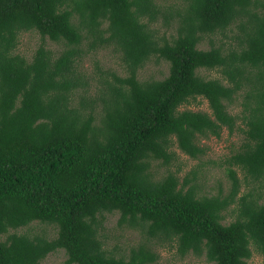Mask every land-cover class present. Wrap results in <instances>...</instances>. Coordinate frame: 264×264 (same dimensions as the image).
<instances>
[{
  "label": "trees",
  "instance_id": "trees-1",
  "mask_svg": "<svg viewBox=\"0 0 264 264\" xmlns=\"http://www.w3.org/2000/svg\"><path fill=\"white\" fill-rule=\"evenodd\" d=\"M161 17L176 22L170 38L152 26ZM235 28L234 45L214 43ZM30 30L59 50L15 52ZM204 37L208 49L198 48ZM105 48L123 75L84 70V57ZM152 56L168 62L167 75L138 79ZM198 97L209 111L180 108ZM223 128L243 134L226 162L264 191V0H0V264H39L57 249L62 264H153V240L211 264H246L253 247L264 264L263 191L236 198L230 166L223 196L199 194L195 169L182 180L152 172L153 160L174 159L172 146L198 158L199 140ZM234 202L236 218L225 224ZM115 211L119 225L146 236L127 254L103 239L101 216ZM33 221L56 235L16 231Z\"/></svg>",
  "mask_w": 264,
  "mask_h": 264
},
{
  "label": "rangeland",
  "instance_id": "rangeland-1",
  "mask_svg": "<svg viewBox=\"0 0 264 264\" xmlns=\"http://www.w3.org/2000/svg\"><path fill=\"white\" fill-rule=\"evenodd\" d=\"M175 0H158L160 4L168 5L173 3ZM152 26L158 30L160 36L170 38L175 35L176 22L172 20L168 26L165 25L163 18L161 17ZM236 31L226 30L227 37L221 35H215L214 43L218 44L224 42L226 45H234V41L230 38L231 34ZM44 44L46 47L57 52L60 48V44L53 42L48 37H42L38 31L30 30L21 32L19 36V42L15 48V52H18L28 59L32 56L36 48ZM198 48L208 49L209 42L208 38L204 37L199 43ZM98 65L104 69L114 70L119 74H124V68L119 60L118 54L113 52L111 49H100L95 54L90 53L84 57L82 66L85 71L96 75V66ZM169 64L162 58H156L152 56L142 68L137 72V77L140 80L146 79H162L168 73ZM204 77H218L216 71H209L199 69L198 71ZM92 88L90 94H93L94 85L96 81L91 82ZM236 101V100H235ZM190 108L193 110L201 109L203 111H209L207 102L198 97L196 101L186 103L180 107ZM240 105L238 102H234L230 106L232 113L238 112ZM243 141V134L237 130L233 133H229L227 128H223L220 136H208L203 137L199 140V144L203 147L204 152L198 158H191L176 146H172L170 149L175 151V157L171 160L169 165H163L159 161H152V172L155 178H161L168 172H174L179 180L188 174L191 170L195 169L197 172V181L199 185V194L203 195H225L230 189V179L226 172V167L230 166L236 171V176L239 180V187L236 193V198L246 194L248 191L254 192V196L257 191L260 193L263 191L262 187L259 188L256 182L249 183L244 173L236 166L228 164L226 159L234 153L239 145ZM260 202L264 201V191L260 194ZM237 203H231L227 210L224 212L225 218L223 223H228L236 218ZM119 213L117 211L112 213H104L101 216L102 221V235L105 239V245L108 249L114 248L116 254H127L128 249L137 244L141 240H145V235L138 229L128 227L126 225L118 224ZM17 232H27L30 235H46L47 237H54L56 235L55 226L33 221L29 225L24 226L16 230ZM4 238V235L1 236ZM154 250L158 253L159 257L153 264H211L205 257V254L195 255L192 252H188L183 256L176 253V248H167L166 244L161 245L155 240L152 241ZM251 256L246 260V264H262V255L253 247H251ZM66 258L64 250L57 249L53 252L48 253L39 264H62Z\"/></svg>",
  "mask_w": 264,
  "mask_h": 264
}]
</instances>
